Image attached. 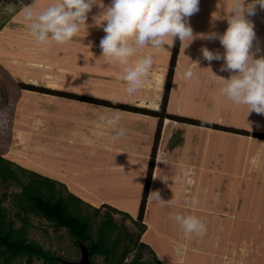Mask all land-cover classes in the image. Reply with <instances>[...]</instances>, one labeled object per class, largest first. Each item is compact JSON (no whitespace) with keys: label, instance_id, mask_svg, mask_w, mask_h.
<instances>
[{"label":"rangeland","instance_id":"374dc122","mask_svg":"<svg viewBox=\"0 0 264 264\" xmlns=\"http://www.w3.org/2000/svg\"><path fill=\"white\" fill-rule=\"evenodd\" d=\"M52 2L41 0V7ZM28 3L31 0H0V156L17 176L26 180V170H32L49 177L64 194L78 196L83 211L96 221L109 217L110 238L119 237L116 252L130 246L126 262L139 256L146 264H264V145H259L264 134L252 136L255 145L232 141L238 157L232 154L229 165L207 166L200 154L207 160L217 154L211 149L203 153L209 145L197 143L199 151L189 156L187 147L194 140L170 117L171 84L166 93L165 84L175 40L161 49L138 48L133 59L151 53L154 63L143 86L128 95L119 65L101 57L99 44L106 34L93 20L102 12L99 6L88 13L90 26L68 43L37 45L22 17L23 4ZM103 3L108 6L111 0ZM8 4L15 5L14 14L4 12ZM227 8L225 0H199V11L189 19L210 21L227 15ZM201 10L209 14L202 16ZM188 80L182 79L185 84ZM177 93L180 84L175 99ZM112 115L120 117L116 128L124 129L125 136L116 137L115 129L100 119ZM20 189L14 179H0V206L15 227L25 223L16 216L15 194ZM153 190L164 200L172 199L174 206L150 200ZM176 213L200 218L206 235L186 236L173 219ZM25 221L27 238L57 260L81 258L80 240L66 228L32 212ZM180 245L186 251L177 253ZM90 259L105 264L102 256ZM32 264L48 262L37 258Z\"/></svg>","mask_w":264,"mask_h":264},{"label":"clouds","instance_id":"9594fccd","mask_svg":"<svg viewBox=\"0 0 264 264\" xmlns=\"http://www.w3.org/2000/svg\"><path fill=\"white\" fill-rule=\"evenodd\" d=\"M93 6L102 9L93 20L96 26L103 27L106 34L99 44L101 57L119 65L120 79L126 82L128 95H134L143 86L154 63L151 53L133 59L138 48L161 49L169 45V40L172 46L177 38L181 45L187 41V46L197 37L209 41L218 39L223 53L207 47H202L201 53L209 62L222 60L220 70L230 73L229 78L220 77L223 81L222 94L234 104L246 105L247 115L251 112L264 115V55L257 57L252 50L256 33L254 24L247 19L256 15L257 6L264 10V0H232L231 10L226 15L228 26L222 34L212 31L194 35L188 20L199 11V0H111L108 6L103 0H54L46 7H41V0H31V3L23 4L22 17L37 45H63L77 37L85 26H90L87 23L88 13ZM4 12L14 14L15 5H6ZM97 17H102V20L97 22ZM195 65L199 67L198 61ZM211 73L217 77L212 70ZM193 76L190 64L184 69V77L192 79ZM100 119L115 129L116 137L125 136L124 129L116 128L120 120L118 115L101 116ZM157 161L168 163L161 158ZM148 198L174 206L172 199H162L159 190L150 191ZM196 203L193 200V204ZM173 219L186 236L206 235V225L195 215L176 213ZM176 251L182 253L186 249L180 245ZM159 258L163 259V256Z\"/></svg>","mask_w":264,"mask_h":264},{"label":"crops","instance_id":"0c3cea01","mask_svg":"<svg viewBox=\"0 0 264 264\" xmlns=\"http://www.w3.org/2000/svg\"><path fill=\"white\" fill-rule=\"evenodd\" d=\"M225 1L228 4L227 10L231 9L232 0ZM248 2H251V0H248ZM200 12L202 16L209 14V12L204 10H201ZM219 16L221 18H212L210 21L208 18L199 17L196 21L194 20V23L189 19L188 23L192 27L194 35L212 31L222 34L226 30L228 24L226 15L222 16V14H219ZM247 19L254 24L256 39L253 41L252 50L255 55L259 57L264 55V10L257 6L256 15L247 17ZM185 43L181 45L180 42L173 69L170 98L168 101L169 110L173 115L190 119L189 122L173 120L174 123L181 124L182 127L184 126L186 132L184 130L183 134L190 133L194 140L193 143L187 147L189 156L192 157V154L194 155L195 151H199V149H196L198 148L197 143L201 146L208 144L209 147H205L203 153L211 149V151L214 152L213 154L217 155L211 156V158L207 160L209 157L199 153L201 159L205 157L203 161L207 163V166L216 167L215 164L217 162L229 165V162H232L233 160L232 154H235L238 157L236 151L237 148L231 146L233 143L232 141H245L255 145L256 140L253 137H255L256 134H264V115H259L255 112H251L247 115L248 109L246 105L234 104L222 94L221 88L223 86V81L220 77L225 79L229 78L230 73L228 71L220 70V66L223 64L222 60H213L212 62H209L203 58L201 53L202 47H207L211 51L219 50L223 53L224 49L218 39L209 41L197 37L190 42L191 46L188 48L187 52V48H184L186 47ZM257 48H259V51H256ZM168 54L169 52L165 53L166 56H168ZM183 57L188 59L185 63H182L181 61ZM197 61L199 67L195 65V62ZM190 64L193 67L194 76L192 79L188 80L187 84H185L184 81H182V79H184V69ZM211 70L217 75V77H213ZM179 84L181 85V93H177V99H175L174 89H178ZM186 87L188 93L183 94ZM176 92H178V90ZM197 121L200 123L198 124ZM202 121L205 122L206 125H201ZM215 125L244 130L250 135H239L232 131L217 129L213 127ZM215 133H218L217 136H215ZM261 140V143L263 144L260 143L259 145L263 146L264 139ZM228 141H230V143ZM240 172L241 171L234 175L239 176Z\"/></svg>","mask_w":264,"mask_h":264},{"label":"trees","instance_id":"16d2710c","mask_svg":"<svg viewBox=\"0 0 264 264\" xmlns=\"http://www.w3.org/2000/svg\"><path fill=\"white\" fill-rule=\"evenodd\" d=\"M179 45L180 41L177 38L169 60L170 68L167 74L165 93L168 92L171 84ZM109 104L128 109L126 105ZM170 117L175 121H190L189 118L173 114ZM201 125H206V123L201 122ZM221 129L225 130L226 128L222 127ZM26 171L27 179L22 180L10 166V162L7 163L0 156V179H14L21 186L20 191L15 194L18 206L16 216L25 222L20 227H15L14 220L8 217L3 207L0 206V264H15L18 259H24L23 264H32L37 258H43L48 264H59V259L54 258L50 251L45 250L38 242L27 238L25 216L29 212L44 217L55 227L66 228L73 237L85 243L90 252V258L102 256L105 264H146L139 260V256L128 262L125 261L130 248L129 244H125L120 253L116 252L119 237L116 235L114 238H110L113 223L109 217L96 221L95 217L83 211L80 206L83 201L78 196L68 191L64 194L63 190L58 189L55 186V181L49 177L42 176L32 170ZM149 178L150 175L147 176V186ZM93 226H97L96 234H93Z\"/></svg>","mask_w":264,"mask_h":264},{"label":"water","instance_id":"95a60500","mask_svg":"<svg viewBox=\"0 0 264 264\" xmlns=\"http://www.w3.org/2000/svg\"><path fill=\"white\" fill-rule=\"evenodd\" d=\"M79 246L81 248V258L78 261H69L65 259H59V261H61L62 264H93L87 246L82 241H79Z\"/></svg>","mask_w":264,"mask_h":264},{"label":"bare ground","instance_id":"6f19581e","mask_svg":"<svg viewBox=\"0 0 264 264\" xmlns=\"http://www.w3.org/2000/svg\"><path fill=\"white\" fill-rule=\"evenodd\" d=\"M160 62V61H159ZM156 63V62H155ZM157 64V63H156ZM161 64V63H160ZM152 103V102H151ZM154 108H156L155 106H154ZM19 130H20V128H19Z\"/></svg>","mask_w":264,"mask_h":264}]
</instances>
